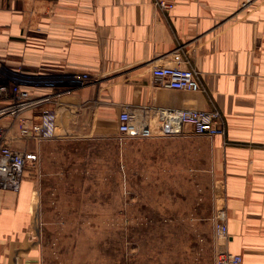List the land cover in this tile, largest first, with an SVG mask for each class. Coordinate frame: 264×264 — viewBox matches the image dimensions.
Wrapping results in <instances>:
<instances>
[{
    "label": "crops",
    "instance_id": "0c3cea01",
    "mask_svg": "<svg viewBox=\"0 0 264 264\" xmlns=\"http://www.w3.org/2000/svg\"><path fill=\"white\" fill-rule=\"evenodd\" d=\"M175 52L205 92L153 79V67L173 66ZM0 70L33 97L59 95L23 116L37 123L53 110L58 138L6 131L13 149L36 163L17 193L0 190V264L47 263L39 208L52 204L64 173L58 148L116 140L126 108L221 113L224 135L175 138L208 142L198 171L223 191L224 252L264 264V0H177L168 13L152 0H0Z\"/></svg>",
    "mask_w": 264,
    "mask_h": 264
},
{
    "label": "rangeland",
    "instance_id": "374dc122",
    "mask_svg": "<svg viewBox=\"0 0 264 264\" xmlns=\"http://www.w3.org/2000/svg\"><path fill=\"white\" fill-rule=\"evenodd\" d=\"M6 76L0 70V84L18 82ZM58 149L64 173L52 204L39 208L46 264H213L224 252L223 191L198 171L210 158L206 139L117 137Z\"/></svg>",
    "mask_w": 264,
    "mask_h": 264
},
{
    "label": "built area",
    "instance_id": "2783aa9c",
    "mask_svg": "<svg viewBox=\"0 0 264 264\" xmlns=\"http://www.w3.org/2000/svg\"><path fill=\"white\" fill-rule=\"evenodd\" d=\"M177 0H152L155 8L170 12ZM173 66H154L152 77L166 89L180 92H205L198 81V73L188 67V61L179 52L172 54ZM11 96V98L9 97ZM59 95L31 96L21 85L0 84V190L17 193L25 177L36 163V155L14 150L8 146L5 122L12 121L21 140L51 141L56 133V114L44 110L39 122L26 120L24 114L40 108ZM5 121V122H4ZM119 140H145L152 138H175L194 136L211 139L224 135L222 116L217 109L196 110L160 109L132 110L126 108L118 116ZM216 232L219 239L227 238V228L222 218L218 219ZM213 264H241V257L228 252L215 256Z\"/></svg>",
    "mask_w": 264,
    "mask_h": 264
},
{
    "label": "bare ground",
    "instance_id": "6f19581e",
    "mask_svg": "<svg viewBox=\"0 0 264 264\" xmlns=\"http://www.w3.org/2000/svg\"><path fill=\"white\" fill-rule=\"evenodd\" d=\"M14 193V192H13Z\"/></svg>",
    "mask_w": 264,
    "mask_h": 264
}]
</instances>
